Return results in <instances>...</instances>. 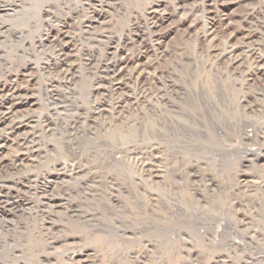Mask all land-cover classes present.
Masks as SVG:
<instances>
[{
	"label": "rangeland",
	"instance_id": "374dc122",
	"mask_svg": "<svg viewBox=\"0 0 264 264\" xmlns=\"http://www.w3.org/2000/svg\"><path fill=\"white\" fill-rule=\"evenodd\" d=\"M224 1L0 6V264H264V0L209 51Z\"/></svg>",
	"mask_w": 264,
	"mask_h": 264
},
{
	"label": "bare ground",
	"instance_id": "6f19581e",
	"mask_svg": "<svg viewBox=\"0 0 264 264\" xmlns=\"http://www.w3.org/2000/svg\"><path fill=\"white\" fill-rule=\"evenodd\" d=\"M240 1V0H239ZM33 0H0V6L2 5V7H22V6H29L30 4L32 5ZM43 2H40V4ZM241 3V2H240ZM238 5V1L237 0H225L223 2V12L222 14H220V16H218L217 18V22L215 24H213L210 28H207L206 30V34L203 36L204 38V42L208 43V50H214V45L215 41L218 39H221L224 35L229 34V29L232 26L235 25H242L244 22H246V24L249 26V21L248 19H241L238 18L236 16L235 13H230V10L233 7H236ZM241 5V4H240ZM239 5V6H240ZM238 7V6H237ZM152 9L150 8V16L153 19V14L152 13ZM154 10V9H153ZM233 12V11H232ZM157 13V12H156ZM243 16V15H242ZM238 19H237V18ZM152 22V21H151ZM156 22V21H155ZM154 22V23H155ZM153 23V22H152ZM155 26V25H153ZM157 26V25H156ZM205 29V28H203ZM232 34V32H231ZM230 34V35H231ZM235 34V33H234ZM251 32L249 30V34L247 35V37L245 38V40H250L252 38L251 36ZM233 36V35H232ZM224 38V37H223ZM222 38V39H223ZM227 38V37H226ZM62 39V38H61ZM230 39V38H229ZM224 41V40H223ZM222 41V42H223ZM227 42V40H226ZM250 45V44H249ZM254 47V46H253ZM233 49V48H232ZM249 49V48H248ZM223 51V50H222ZM251 49L249 51H243V55H246L248 58L249 56H252L256 59V61L259 63L261 61V57L258 55V53L256 54V52H250ZM256 51V50H255ZM127 53V52H126ZM223 54V53H222ZM226 55V54H225ZM250 58V57H249ZM249 61V60H248ZM255 61V63H256ZM116 65V64H114ZM115 68H113L114 70ZM107 70V69H106ZM111 70V69H110ZM128 71V72H127ZM123 73L122 75L120 74ZM111 76L109 77L110 80L112 79V84L111 87L114 89V91L112 93H117L119 92L123 87H127L129 84L128 83H140L141 79L145 78V67H144V62L143 61H139V60H132V59H127V60H122L121 62V67H120V71H113V72H108ZM107 74V73H106ZM121 75V78H118V75ZM109 76V75H108ZM113 76V77H112ZM108 78V79H109ZM24 79V78H23ZM148 79V78H147ZM26 80V79H25ZM22 81V80H21ZM27 81V80H26ZM15 82V81H14ZM24 83V81H23ZM26 84V88H27V84L28 82H25ZM111 84V83H110ZM24 86V85H23ZM25 89V87H22V85H20L19 87H15L14 89L12 88L11 90H8V93L6 94V99L9 102V106L7 107L6 112H4V114L2 115V120L4 122H7V129H5V131H7L8 133L6 134V136H2L0 137V156L5 153V151H8V144H6L10 138V133L14 130L17 129V127H20V125H22L21 121L19 120V113H20V109L23 106V102H21L20 97L23 95H21L22 91ZM127 89V88H126ZM112 90V89H111ZM123 90V89H122ZM110 91V90H109ZM25 92V91H24ZM120 93V92H119ZM122 94V93H121ZM127 94V93H126ZM21 95V96H20ZM25 95V94H24ZM145 95V94H144ZM5 96V95H4ZM25 97V96H24ZM123 97V96H122ZM121 97V99H122ZM23 98V97H22ZM144 98V97H143ZM24 99V98H23ZM117 100V98L115 99ZM6 102V101H5ZM116 103V102H115ZM122 100H120V104L122 105ZM111 104V103H110ZM114 105V104H113ZM116 105V104H115ZM1 108V107H0ZM101 111V110H100ZM2 112V111H1ZM99 112V111H98ZM101 113V112H100ZM97 114V113H96ZM4 134V133H3ZM14 144V143H13ZM16 144V143H15ZM11 145V144H10ZM7 154V153H6ZM9 155V153H8ZM20 155V154H19ZM18 156V155H17ZM3 157V156H2ZM8 160L11 158L10 162L12 164H14L15 166L17 162V157L15 155H9L8 156ZM22 160V159H21ZM20 160V161H21ZM254 239V238H253ZM75 256V255H72ZM85 255H83V257H71V262L72 264H84L87 262L88 257L85 256L86 258H84ZM137 262H139L137 260ZM138 264V263H137ZM151 264V263H150Z\"/></svg>",
	"mask_w": 264,
	"mask_h": 264
}]
</instances>
